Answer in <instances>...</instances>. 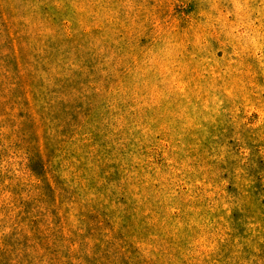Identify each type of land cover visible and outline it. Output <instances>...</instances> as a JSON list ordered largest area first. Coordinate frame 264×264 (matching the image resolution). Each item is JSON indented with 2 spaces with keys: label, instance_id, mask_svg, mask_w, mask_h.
I'll return each instance as SVG.
<instances>
[{
  "label": "rangeland",
  "instance_id": "1",
  "mask_svg": "<svg viewBox=\"0 0 264 264\" xmlns=\"http://www.w3.org/2000/svg\"><path fill=\"white\" fill-rule=\"evenodd\" d=\"M0 264H264V0H0Z\"/></svg>",
  "mask_w": 264,
  "mask_h": 264
}]
</instances>
